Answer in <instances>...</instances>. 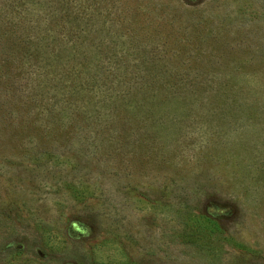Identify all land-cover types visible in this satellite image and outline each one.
<instances>
[{
  "label": "rangeland",
  "instance_id": "1",
  "mask_svg": "<svg viewBox=\"0 0 264 264\" xmlns=\"http://www.w3.org/2000/svg\"><path fill=\"white\" fill-rule=\"evenodd\" d=\"M8 27L0 264H264V0H0Z\"/></svg>",
  "mask_w": 264,
  "mask_h": 264
},
{
  "label": "trees",
  "instance_id": "2",
  "mask_svg": "<svg viewBox=\"0 0 264 264\" xmlns=\"http://www.w3.org/2000/svg\"><path fill=\"white\" fill-rule=\"evenodd\" d=\"M7 20H8V22H11V25L15 24L13 21L14 19L11 20L8 18ZM21 33L22 32L15 30V27H12V28L8 27V28L2 29V30L0 29V41H3L5 39L4 41L10 40L11 43H15L14 40L17 38L18 35L22 36ZM28 35H30V34H28ZM31 36H35V35H31ZM19 40L23 41L25 43V36L20 37ZM35 40H37V39L35 38ZM28 44H30L29 40H28ZM39 72H41V71L38 68L37 72L35 71V73H34L35 77L40 78V76H42L41 73H39Z\"/></svg>",
  "mask_w": 264,
  "mask_h": 264
}]
</instances>
